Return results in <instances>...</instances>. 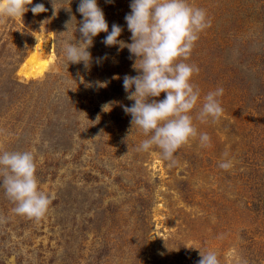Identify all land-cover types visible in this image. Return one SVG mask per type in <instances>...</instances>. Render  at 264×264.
Returning a JSON list of instances; mask_svg holds the SVG:
<instances>
[{"label": "rangeland", "instance_id": "374dc122", "mask_svg": "<svg viewBox=\"0 0 264 264\" xmlns=\"http://www.w3.org/2000/svg\"><path fill=\"white\" fill-rule=\"evenodd\" d=\"M0 264H264V0H0Z\"/></svg>", "mask_w": 264, "mask_h": 264}, {"label": "bare ground", "instance_id": "6f19581e", "mask_svg": "<svg viewBox=\"0 0 264 264\" xmlns=\"http://www.w3.org/2000/svg\"><path fill=\"white\" fill-rule=\"evenodd\" d=\"M40 45H35L34 48L31 50L29 56L26 58L25 62L21 64L18 68L19 74L24 78H34L40 76L48 63L50 62L51 58H43L40 56L39 48Z\"/></svg>", "mask_w": 264, "mask_h": 264}]
</instances>
